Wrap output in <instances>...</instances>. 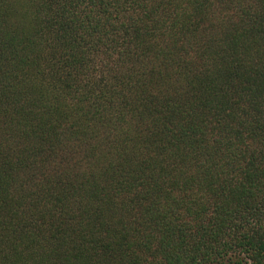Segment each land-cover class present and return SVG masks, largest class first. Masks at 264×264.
I'll list each match as a JSON object with an SVG mask.
<instances>
[{"label": "trees", "instance_id": "16d2710c", "mask_svg": "<svg viewBox=\"0 0 264 264\" xmlns=\"http://www.w3.org/2000/svg\"><path fill=\"white\" fill-rule=\"evenodd\" d=\"M0 264H264V0H0Z\"/></svg>", "mask_w": 264, "mask_h": 264}]
</instances>
